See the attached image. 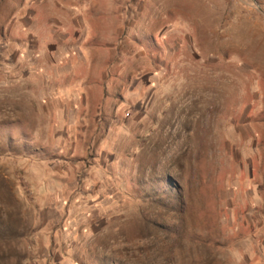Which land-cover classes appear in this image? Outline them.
Wrapping results in <instances>:
<instances>
[{"label":"rangeland","instance_id":"374dc122","mask_svg":"<svg viewBox=\"0 0 264 264\" xmlns=\"http://www.w3.org/2000/svg\"><path fill=\"white\" fill-rule=\"evenodd\" d=\"M0 264H264V0H0Z\"/></svg>","mask_w":264,"mask_h":264}]
</instances>
